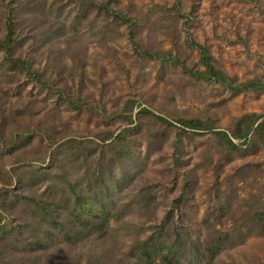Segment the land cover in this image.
Listing matches in <instances>:
<instances>
[{"label":"rangeland","instance_id":"374dc122","mask_svg":"<svg viewBox=\"0 0 264 264\" xmlns=\"http://www.w3.org/2000/svg\"><path fill=\"white\" fill-rule=\"evenodd\" d=\"M8 13L25 65L0 51V264H87L90 243L66 245L39 220L76 195L112 240L92 264H161L136 252L158 225L179 244L171 264H264V144L252 132L227 152L214 134L245 114L264 120V0H0V39ZM118 15L134 20V41ZM190 41L256 88L233 94L164 59L203 71ZM190 118L218 126L176 143L173 119ZM217 235L229 240L211 262L196 257ZM42 237L51 246L37 256Z\"/></svg>","mask_w":264,"mask_h":264},{"label":"trees","instance_id":"16d2710c","mask_svg":"<svg viewBox=\"0 0 264 264\" xmlns=\"http://www.w3.org/2000/svg\"><path fill=\"white\" fill-rule=\"evenodd\" d=\"M101 8L106 9L107 7L105 5H101ZM118 18L120 21L125 22L128 24L129 27V37L134 41L135 38V22L133 19L125 16V15H118ZM15 23L13 22V17L11 13H8V15L5 16V35L2 39H0V51H3L5 54V57H7L8 60H10L13 64H24L25 62L20 59V57L12 58L14 55L15 49L17 47L14 46L16 40V34H15ZM135 47H138V44L136 42H133ZM190 46H194L199 54V63L201 66H203V71L199 69H188L183 65V63L177 59L170 56L164 58L165 60H171L172 62L179 64L183 71L188 72L191 76L199 77L204 80H213L228 90H230L233 94L238 92H245V91H251L256 88V82L254 81H246L244 83L238 82L236 77H229L223 70L217 68L211 63L210 56L207 52V49L198 43H195L194 41L189 42ZM145 56L153 57L150 53L147 51L143 52ZM262 87V85H260ZM146 110L142 109L140 113L145 112ZM162 122H167L163 118H159ZM259 117L256 114H245L238 118L236 121H234L232 126V131L230 132L229 136L225 132L217 131L214 132L216 136H218L219 140L223 145L225 146V149L227 152L231 151H240V147L232 142L230 139H247V137L251 134V146L254 148L257 147V145L260 143L264 144V120L257 124ZM177 124H179V128H177V134H176V143L181 142V137L183 135H187V131H211L215 130L217 128L216 122L211 119L207 120H199L196 118H190V119H173ZM254 127V128H253ZM110 136L105 138H98L100 142H105L109 140ZM118 139V136L115 137L116 141ZM250 143V142H249ZM62 145H60L56 151H59ZM56 159H54V170H56ZM53 167V166H52ZM52 167L48 170H45L46 174H51ZM44 173V172H43ZM52 176V175H51ZM65 179V178H64ZM76 199L74 201L68 200L66 204H63V206H58V204H54L55 207L53 211L51 209L47 210L42 207L41 209H45L47 212V215H43L39 220L41 223H45L49 221V219L52 222L53 229H57L58 231H53L52 233H56L57 235H60V237L64 240L66 245L71 244L76 249H79L81 244H83L84 241L87 243H90L88 253L89 258L87 261V264H92V261H96L95 259H102L100 257L103 256V259L105 260L110 253V250L112 251L111 247L112 240L109 239L107 236H103L102 231H98V228L102 224H95V218L96 214L99 212L92 211L91 207H88L89 205L85 203V205H82V201L78 199V196H75ZM78 199V200H77ZM107 209L101 210L100 215L102 213L108 214L106 224L108 223V219L112 218L111 213L106 211ZM90 211L92 215L87 216V212ZM67 214L71 217V219L67 218ZM106 220V219H105ZM118 221H120L118 219ZM256 222L261 223V227H264V221L262 217H257ZM105 223L103 225L105 226ZM46 224V223H45ZM3 227H0V232L2 233ZM59 229H62L64 231H60ZM164 225H158L156 230L150 235H148L143 241H139V245L141 247H138L136 249V252L138 254L139 260H142L143 258H147L148 260H152L153 257L155 259H158L161 261V264H171L172 259H174L175 262L178 263L179 260V250L177 247L179 244H166V238L169 236L167 233V237H164L163 234H161L163 231H165ZM178 231V230H174ZM216 231H214V234L216 235ZM0 233V234H1ZM34 233H37V228L35 227ZM175 233V232H174ZM172 233V235H174ZM176 234V233H175ZM53 234H44V236H52ZM176 240H178V237H175ZM2 238H0L1 241ZM229 238L227 235L224 236H207L206 240H203V243L198 244V249H196L197 256H202L203 258H207L208 263L211 262V260L219 253V251L228 243ZM47 241H44V238H40L39 240V246L36 247V249H32L31 252H36L37 256H41L40 253H38L37 250H49V245L46 243ZM1 243V242H0ZM37 243V244H38ZM99 247V249H96ZM9 248V247H8ZM182 248V245L180 246ZM104 253V254H103ZM39 254V255H38ZM81 251L77 255V257H80ZM168 256L171 257L168 259ZM148 262V261H147ZM153 261H149L146 264H152Z\"/></svg>","mask_w":264,"mask_h":264}]
</instances>
